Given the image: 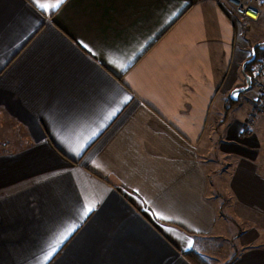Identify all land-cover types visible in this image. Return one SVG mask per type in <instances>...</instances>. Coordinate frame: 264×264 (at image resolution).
Here are the masks:
<instances>
[{
	"label": "crops",
	"instance_id": "obj_1",
	"mask_svg": "<svg viewBox=\"0 0 264 264\" xmlns=\"http://www.w3.org/2000/svg\"><path fill=\"white\" fill-rule=\"evenodd\" d=\"M257 7L0 0V113L25 142H0V264H44L73 224L50 264H192L207 237L264 264Z\"/></svg>",
	"mask_w": 264,
	"mask_h": 264
},
{
	"label": "rangeland",
	"instance_id": "obj_2",
	"mask_svg": "<svg viewBox=\"0 0 264 264\" xmlns=\"http://www.w3.org/2000/svg\"><path fill=\"white\" fill-rule=\"evenodd\" d=\"M19 130L20 128L17 124L11 121L5 114L0 113V142L8 141L15 148L25 146V142H22L23 139L20 136L22 132ZM230 246L229 241L207 237L205 240L199 242L196 252L205 264H226L232 256Z\"/></svg>",
	"mask_w": 264,
	"mask_h": 264
},
{
	"label": "built area",
	"instance_id": "obj_3",
	"mask_svg": "<svg viewBox=\"0 0 264 264\" xmlns=\"http://www.w3.org/2000/svg\"><path fill=\"white\" fill-rule=\"evenodd\" d=\"M264 0H227V4L235 13L247 21H256L260 18L261 12L257 3ZM255 74L258 78V87L261 102L264 104V57L255 65Z\"/></svg>",
	"mask_w": 264,
	"mask_h": 264
},
{
	"label": "snow or ice",
	"instance_id": "obj_4",
	"mask_svg": "<svg viewBox=\"0 0 264 264\" xmlns=\"http://www.w3.org/2000/svg\"><path fill=\"white\" fill-rule=\"evenodd\" d=\"M34 5L38 8L39 11L41 12H54L58 11L60 7L64 3H66V0H55V3H44L40 2V0H33ZM87 47V45H85ZM121 67H127V65H122ZM128 98L125 97V101ZM94 210V206H86L85 209L82 212V217L86 218L92 211ZM78 227V224H73L72 228H69L67 233L61 236L60 241L58 242L57 246L52 247L50 251L47 252V254L44 256V264H50L51 258L54 256V254L59 250V244L63 243V240L67 238V235L70 234L72 231L75 230V228ZM188 248H192V242H188Z\"/></svg>",
	"mask_w": 264,
	"mask_h": 264
},
{
	"label": "trees",
	"instance_id": "obj_5",
	"mask_svg": "<svg viewBox=\"0 0 264 264\" xmlns=\"http://www.w3.org/2000/svg\"><path fill=\"white\" fill-rule=\"evenodd\" d=\"M256 52L259 53V55H260L264 52V49L257 47ZM259 60H260V57H257L253 61L252 65H256ZM186 257L189 259V261L192 264H205V262H203L202 258L198 255V253L196 251H192V252L188 253L186 255Z\"/></svg>",
	"mask_w": 264,
	"mask_h": 264
},
{
	"label": "water",
	"instance_id": "obj_6",
	"mask_svg": "<svg viewBox=\"0 0 264 264\" xmlns=\"http://www.w3.org/2000/svg\"><path fill=\"white\" fill-rule=\"evenodd\" d=\"M247 82H248V87H250L251 86V80H250V77L247 79ZM246 90V88H242V89H239V90H237L235 93H234V95H238L239 93H241V92H243V91H245Z\"/></svg>",
	"mask_w": 264,
	"mask_h": 264
}]
</instances>
